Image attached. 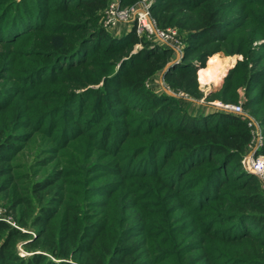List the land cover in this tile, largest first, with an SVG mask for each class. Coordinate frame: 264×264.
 <instances>
[{
  "label": "rangeland",
  "instance_id": "1",
  "mask_svg": "<svg viewBox=\"0 0 264 264\" xmlns=\"http://www.w3.org/2000/svg\"><path fill=\"white\" fill-rule=\"evenodd\" d=\"M43 1H39L42 5L40 15L33 14L31 18H25V12L34 10L36 0H0V95L3 94L0 102L5 104L10 99L26 97L30 101H25V105L29 106L48 101L51 103L45 106L55 108L56 104L53 102L62 100L63 103L60 111H50L45 126L41 129L42 133L30 132L32 139L22 144V149L14 152L12 161L7 164L11 166V174L0 178L1 182L9 179V183L5 184L8 185L7 190L0 193V221L20 232L13 238L12 251L19 257L40 252L47 254L45 251H48L49 241L45 235L40 236L43 224H33L34 219L43 216V209L46 207L57 209V215H61L64 206L56 201L48 203L52 199L53 190H37L36 182L57 168L59 171L66 169L67 175V182L61 184L64 191L60 198L74 202L83 224L95 223L98 226L96 222L103 224L105 221L107 229L117 231L115 223L120 213L123 218H128V224L133 219L135 227L130 231L142 243L139 252L142 264H173L172 260L177 264H206L204 261L197 262L206 247L203 238L208 237L200 225L205 224L206 227L212 223L214 228L211 233L238 234L237 230L231 233L226 231L232 228L236 220H224L219 214L224 211L223 207L228 202H221L213 209L203 208L213 201L195 197V188L173 185L175 187L169 189L159 186L166 179L168 170L164 169L159 174H152L153 176L144 175L153 172L149 171L150 166L146 162L137 166L136 171L133 170L135 166L128 170L130 161H137L136 159L148 155V149L140 153L137 151L140 146L150 144L154 138L147 133L149 126H144L143 120L149 116L146 117L147 113L140 109L145 104L136 95L129 94L126 86L119 87L122 96L114 101V105L108 102L105 90L110 87L105 85V81L117 73L127 81H138L152 92L170 96L183 114L205 115L221 110V104L241 103L245 111L260 117L264 103H256L264 98V0L227 1L220 19L229 24L226 29L231 33H226L227 30L222 32L225 39L209 45L208 49L219 45L221 50L209 55L204 63L199 62L196 54L189 49L196 42L188 44V31L163 21V17L166 18L165 12H154V7H162V0H149V4L151 17L157 26L172 35L166 43L156 39L150 41L145 34L137 36L135 33L137 41L134 37L132 39L129 35L134 30V16L127 23L105 28L111 4L132 9L141 0H96L90 5V9L73 8L74 13H65L66 9L73 7H68V3L50 0L45 4ZM69 5H74V2ZM97 6L99 7L96 9ZM47 9L55 11L47 14ZM45 12L46 17L51 15L53 19L86 23L89 30L104 29L115 41L109 51H102L105 44L100 46L96 43L90 50L92 56H85L84 63L80 64H75L77 61L72 59L56 64L55 59L36 56L35 53L45 49L53 40L55 42V35H60L54 32L51 22L47 23V28L31 30L39 27ZM188 14L190 12L186 13ZM40 18V22L37 21ZM232 19L235 22L242 21V27L233 29L230 23ZM33 22L34 24H28ZM154 47L163 51V56L151 51L140 58H134L142 49ZM42 65L56 66L41 76L36 70ZM213 67L215 77L206 82L200 81V71ZM172 68L175 69L173 74ZM246 75L247 78H244ZM40 78L44 82L39 83ZM24 90L26 92L23 95L21 93ZM96 90L102 91L104 95L100 101L102 104H96L97 101L92 97V92ZM44 92L47 93L48 100L37 97L38 93ZM8 93L12 95L9 96ZM74 96L77 101L70 102ZM250 98L251 106L245 107L244 104ZM120 100L124 102H119ZM94 105L97 109L100 107L98 119L90 116V108H87ZM261 129L264 135V127ZM18 131L20 133L24 130ZM79 131H83L86 136L77 137L75 134ZM247 146L239 161L249 153ZM171 149L173 148L169 152L172 153ZM47 159L53 161L46 166H39L42 160ZM73 162L76 163V168L71 165ZM78 165H82L80 170ZM119 165L126 167L124 176L117 174ZM242 167L241 164L239 173L251 174ZM73 171L80 172L73 174ZM238 171L228 166L225 172L227 176H231ZM252 178L264 201L261 183L259 182V186L256 179ZM220 191L225 190L221 188ZM14 200H21L22 204L13 212L10 204ZM18 216H25L26 224L19 223ZM59 230L58 226L57 231L53 232L55 236ZM250 231L256 234L255 230ZM83 235L81 232L77 239V243L81 245L88 241L82 240ZM74 247L75 244L72 248ZM162 253L169 255V258L161 260ZM77 255L79 253L68 257L66 261L78 264ZM158 257L161 262H157ZM186 257H190V260Z\"/></svg>",
  "mask_w": 264,
  "mask_h": 264
},
{
  "label": "trees",
  "instance_id": "2",
  "mask_svg": "<svg viewBox=\"0 0 264 264\" xmlns=\"http://www.w3.org/2000/svg\"><path fill=\"white\" fill-rule=\"evenodd\" d=\"M39 1L36 0L35 2L34 0V10L32 8L30 10L33 11L30 13L25 12V18H31L33 14L40 15L42 5ZM95 1L58 0L62 4L68 3V7L73 6L70 9H66L65 13H74L73 8L76 7H83L86 10L90 9V5ZM227 1L162 0V3H160L162 4V7H160L162 9L154 7V12H165L166 18L163 17V21H168L188 31V44L196 42L189 49L192 50L193 54H196L199 62L204 63V60L209 55L221 50L219 45H215L211 49L208 48L213 42L225 39V36L221 35V33L227 30L226 27L229 24L220 19V14L224 11ZM43 2L47 4L50 0H44ZM71 2H74V5H69ZM54 11L47 9V14H52ZM187 12H190V14L186 15ZM40 20L41 18L37 21L40 22ZM49 22L52 23L54 32L60 35H55V42L53 40L48 46L45 45V49H41L35 54L36 56H43L45 59H55L56 64L57 62L71 59L77 61L75 64L84 63L83 58L92 56L90 50L96 43L100 44V46L105 44L102 51H109L111 44L115 41L104 29L89 30L86 23H73L58 18L53 19L51 15L46 17V12L43 14L41 25L39 24L38 28H32L31 30H42L46 25L48 27L47 23ZM230 23L235 30L240 29L243 24L242 21L235 22L233 19ZM28 24L31 25L34 22ZM228 32L229 30L226 31V33ZM129 36L132 39L134 37V40L137 41L134 30ZM141 51L134 58H140L151 51L154 54L160 53L159 55L163 56V51L157 47L142 49ZM78 56H80L79 59ZM261 60L262 58L258 62ZM55 66L42 65L41 67L43 68L41 69L40 67L36 71L42 76ZM175 69H171L172 74ZM122 77L124 79H121ZM244 78H247V75ZM38 82L42 83L44 80L40 78ZM105 82V85L110 87L105 90V99L109 97L108 102L114 105V101L122 96L119 87L122 86L123 88V86H126L129 94L136 95L139 97V101L145 104V107L140 109L147 113L146 117L149 116L146 120H143L145 121L144 126H149L147 133L153 135L154 138L150 144L144 145V147L140 146L137 151V153H140L148 149V155L136 159L137 161H130L128 170L135 166L133 170L136 171L137 166H142L143 162L150 166L149 171H153L144 173V175L159 174L164 169L168 170L166 179L161 181L162 183L159 186L162 185L169 189L176 185L195 188L193 189L195 197H204L213 201V203L203 208L213 209L221 202H228V205L223 207L224 211L219 214L225 218L224 220H227L226 218L236 220L232 228L226 229V231L231 233L237 230L238 234L222 235L219 232L211 233L214 228L212 223L206 227L205 224L200 225L202 226L201 229L206 231L208 237L203 238L206 247L203 250V254L198 257L197 262L204 261L206 264H264V201L260 198V193L257 191L258 185L252 181V177L256 179L255 181L258 184L259 180L254 175L251 176V174L239 173L238 171L241 167L239 157L251 139L245 119L223 110H215L205 115L183 114L170 96L164 93L152 92L138 81H127L124 76L118 75V73L114 77L108 78ZM25 92L26 90H24V93H20L24 95ZM101 92L99 90L92 92V97L97 101L96 104L102 101L104 95ZM8 95L11 96L12 94L8 93ZM2 96L3 94L0 95V98ZM37 97L42 98V100H48L46 92L38 93ZM251 99L244 104L245 107L251 106ZM25 101L29 102L30 100L25 97L24 99H10L5 104L0 102V178L11 174V166L7 164L12 161V154L20 151L23 147L22 144L32 139L33 132H41V129L45 126L46 118L51 113L50 111H60L63 108L62 100H58V103L53 102L56 104L55 108L46 107L45 105H47L48 101H44L41 105L36 103L33 106L25 105ZM76 101L77 99L74 96L70 102L75 103ZM119 102L124 101L120 100ZM263 103L264 98H261L256 104ZM90 106H87V108H90V116L98 119L100 117V107L97 109L96 105L92 108ZM256 112L258 111L256 110ZM260 114L258 118L253 116L264 127V109ZM25 129H30L31 131H26ZM18 130L24 131L19 133ZM75 135L77 137L86 136L83 131H79ZM47 136L50 135L48 134ZM170 148H173L171 149L172 153L169 152ZM259 152H264V144ZM52 161H48V159L42 160L39 166H46ZM71 165L76 168L75 162L71 163ZM78 166L80 170L82 165ZM119 166V173L117 174L124 176L126 167ZM228 166H232L234 171H238V173L227 176L225 171ZM79 172L73 171L72 173L78 174ZM65 173L66 169L59 171L55 168L52 173L47 174L41 181L36 182L37 190H47L45 192L53 190L52 199L50 198L51 200H48V203L52 204L53 201H56L64 206L61 215H57V209H53L48 205V209L47 207L43 209L44 215L34 219L33 224H43L40 236L45 235L49 241L48 251H45L47 254L40 252L26 257L17 256L11 247L13 238L20 232L6 222L0 221V264H69L66 261L68 257L71 258L78 253V257L75 256L78 264H142L141 262L143 261H139L142 243L138 242L134 233L130 231L132 230L131 228L135 227V224L134 226L132 224L133 219L130 220L129 218L130 223L128 224V218H123L120 213L115 223L118 227L117 231L107 229L105 221L103 224L96 222V224H99L98 226H95V223L83 224L78 217L77 207L73 205L74 202H67L64 197L60 198L61 192L64 191L61 184L62 182H67ZM7 183H9V179L0 181V193L7 190L8 185H5ZM221 188L225 191H220ZM21 204V200H14L10 204V208L14 212L16 207H20ZM71 212L72 214H70ZM24 217L18 216L17 221L21 224H26ZM237 220L240 221L237 223ZM142 223L144 224V221ZM58 226L60 230L55 236L53 232L57 231ZM138 226L141 227V225ZM250 230H255L256 234L251 233ZM81 232L84 233L81 237L82 240H88L82 245L77 243ZM73 244H75L74 248H72ZM209 248L211 249L207 250ZM160 256H163L161 260L169 258V255L164 253ZM53 259L58 260V262ZM186 259L190 260V257H186ZM158 260H160V257H158L157 262H159ZM172 261L173 264H177L174 260Z\"/></svg>",
  "mask_w": 264,
  "mask_h": 264
},
{
  "label": "built area",
  "instance_id": "3",
  "mask_svg": "<svg viewBox=\"0 0 264 264\" xmlns=\"http://www.w3.org/2000/svg\"><path fill=\"white\" fill-rule=\"evenodd\" d=\"M131 16H134V31L137 36L145 34L150 41H161L166 43L172 37L169 33L161 30L155 20L151 17V8L149 0H141L132 9L118 7L117 4H111L108 8L105 28L114 27L119 23H127ZM172 34L174 32H171ZM220 109L239 115L245 119L250 131L251 139L248 143V154L245 155L241 164L245 170L256 176L264 189V152H259L264 144V135L260 121L253 115L243 109L241 103H224L219 105Z\"/></svg>",
  "mask_w": 264,
  "mask_h": 264
},
{
  "label": "bare ground",
  "instance_id": "4",
  "mask_svg": "<svg viewBox=\"0 0 264 264\" xmlns=\"http://www.w3.org/2000/svg\"><path fill=\"white\" fill-rule=\"evenodd\" d=\"M214 63H216V62H214ZM213 69H214V67L209 69V70L200 71V73H199L200 81L206 82V81H208V79H212L213 77H215V75H214L215 69L214 70Z\"/></svg>",
  "mask_w": 264,
  "mask_h": 264
}]
</instances>
